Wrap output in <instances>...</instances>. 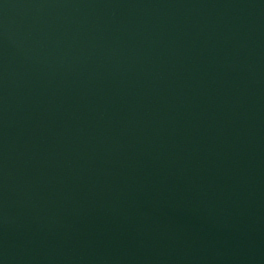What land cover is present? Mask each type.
<instances>
[{
  "label": "water",
  "instance_id": "water-1",
  "mask_svg": "<svg viewBox=\"0 0 264 264\" xmlns=\"http://www.w3.org/2000/svg\"><path fill=\"white\" fill-rule=\"evenodd\" d=\"M0 264H264V0H0Z\"/></svg>",
  "mask_w": 264,
  "mask_h": 264
}]
</instances>
